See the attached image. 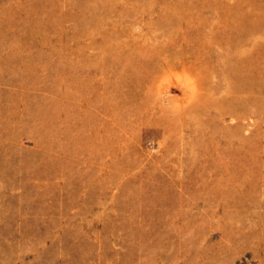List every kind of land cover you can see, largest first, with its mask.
I'll use <instances>...</instances> for the list:
<instances>
[{
    "label": "rangeland",
    "instance_id": "rangeland-1",
    "mask_svg": "<svg viewBox=\"0 0 264 264\" xmlns=\"http://www.w3.org/2000/svg\"><path fill=\"white\" fill-rule=\"evenodd\" d=\"M263 31L264 0H0V264H264Z\"/></svg>",
    "mask_w": 264,
    "mask_h": 264
},
{
    "label": "bare ground",
    "instance_id": "bare-ground-1",
    "mask_svg": "<svg viewBox=\"0 0 264 264\" xmlns=\"http://www.w3.org/2000/svg\"><path fill=\"white\" fill-rule=\"evenodd\" d=\"M251 14V13H250ZM245 21V20H244ZM262 22V21H260ZM242 23V22H241ZM248 23V22H247ZM257 24V23H256ZM245 25V24H244ZM167 26V25H166ZM236 27V26H235ZM248 27V26H247ZM255 28V27H254ZM239 29V28H238ZM254 30V29H253ZM259 32V31H258ZM264 32V31H263ZM251 34V33H250ZM260 34V33H259ZM263 34V33H262ZM238 35V34H237ZM253 35V34H252ZM256 35V34H255ZM239 36V35H238ZM241 36V35H240ZM234 37V36H233ZM249 37V36H248ZM235 38V37H234ZM239 42V41H238ZM243 42V41H241ZM240 56V54L238 55ZM232 58V57H231ZM235 60V59H234ZM204 63V62H203ZM194 66V65H193ZM237 66V65H236ZM243 64L239 63L238 68H234L231 72H229V80L231 81V83L234 85V87L236 88L237 93L239 92H244L247 93L249 92L251 89L250 87H248L246 85V80L243 76L242 70L243 68ZM227 83V82H226ZM218 99V98H217ZM222 104V103H221ZM194 105V104H193ZM198 105V104H197ZM239 107V105H238ZM187 112V111H186ZM220 112V111H219ZM228 112V111H227ZM230 112V111H229ZM226 115V112H222V116ZM236 114L235 113H228L226 116H230V117H234ZM225 117V116H224ZM191 118V116H190ZM220 118V117H218ZM209 120V118H207ZM185 120V119H183ZM192 120V119H191ZM218 121V120H217ZM221 121V120H220ZM218 121V122H220ZM185 125V124H184ZM213 125V124H212ZM225 126V125H224ZM224 129V128H223ZM227 136V135H226ZM211 145V144H210Z\"/></svg>",
    "mask_w": 264,
    "mask_h": 264
}]
</instances>
